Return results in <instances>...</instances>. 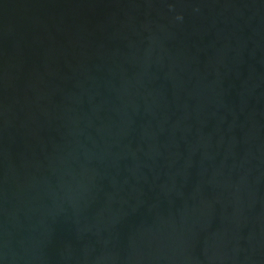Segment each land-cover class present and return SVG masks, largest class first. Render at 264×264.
Wrapping results in <instances>:
<instances>
[{
	"label": "water",
	"instance_id": "1",
	"mask_svg": "<svg viewBox=\"0 0 264 264\" xmlns=\"http://www.w3.org/2000/svg\"><path fill=\"white\" fill-rule=\"evenodd\" d=\"M0 264H264V0H0Z\"/></svg>",
	"mask_w": 264,
	"mask_h": 264
}]
</instances>
